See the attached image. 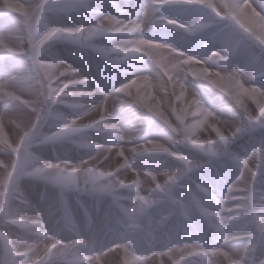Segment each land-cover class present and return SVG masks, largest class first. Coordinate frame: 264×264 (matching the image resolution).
Wrapping results in <instances>:
<instances>
[{
    "label": "clouds",
    "instance_id": "9594fccd",
    "mask_svg": "<svg viewBox=\"0 0 264 264\" xmlns=\"http://www.w3.org/2000/svg\"><path fill=\"white\" fill-rule=\"evenodd\" d=\"M39 2L32 0L33 5ZM12 7H15L13 0H0V13L7 15L6 10ZM60 7L54 0L44 5L41 33L49 32V25L56 24L48 21L50 16H77L87 21L78 25L84 29L81 35L96 31L89 46L81 47L64 39L58 41H67L91 53L100 62L102 72L111 70L114 76H128V81L147 75L152 81L163 83V90H154L159 114L144 111L132 103L122 105L121 118L111 117L110 120L119 124L125 136L133 137L137 151L121 149L117 153L113 147L112 153L98 165L83 162L99 153V149L89 147L90 144H119L109 131L99 128L78 131L70 127L60 133L62 121L55 115L42 124L37 122L23 129L11 122L0 124V264L8 240L21 247L40 243L31 227L17 226L10 221L19 218L21 224L27 225L28 218L35 215L47 221L46 217L53 210L58 225L55 231L62 240L87 242L75 244L68 253L69 257H75L76 264H98L92 258L98 252L104 254L103 264H135L129 257L141 249L147 250L173 234L185 236L191 232L195 235L196 229L207 227L209 220L215 222V217L203 216L200 208H221L226 188L218 183V175L231 171V178H234L240 170L232 161V155H247L246 150H254L256 142H264V119L253 123L246 111L255 113L257 101L264 107V44L257 43L253 37L254 32L264 33V9L257 7L256 0H230L229 10H225L221 0H202L201 4L177 7L194 10L188 15L175 14L178 20L185 24L193 19L200 20L205 27L196 34L202 38V46L185 49L190 53L186 60L193 72L176 74L175 83L170 85L172 78L147 52L124 57L119 51H111L106 57L96 51L97 48L112 49L129 39L117 30L119 24H101V20L116 16L121 23L130 22L139 18L136 12L132 14L115 0H82L78 7L66 12L60 11ZM168 10L162 9L157 15L167 16ZM19 23V33L11 43L27 49L30 41L22 22ZM158 26L165 29V33H156L157 26L149 25L136 38L142 40L145 48L171 52L169 60H181L174 50L182 48L183 37L192 35L167 24ZM167 32H180L182 36L172 38ZM55 36L62 34L57 32ZM36 42L31 41L32 44ZM221 54L226 59L221 58ZM196 56L201 59L197 60ZM249 58H255L257 63L251 64ZM51 59L62 58L51 56ZM134 61L147 62L151 65L150 71H135ZM76 68L88 78L90 87L103 89L96 78ZM224 73L229 76L225 77ZM146 88L144 85L141 90ZM20 91L30 95L24 85L20 86ZM189 97L192 103L185 109L184 103ZM196 108L200 111H195ZM53 111L61 117L70 119L72 116V110L66 105L56 106ZM181 113H184L183 121L179 119ZM11 115L28 119L37 113L21 107ZM205 116L206 121L201 123ZM92 133L104 137L105 142H99ZM197 138L202 143L195 142ZM63 146L82 152L83 156L77 161L65 156L57 158L80 167L48 163L51 159L43 155L44 151L50 148L55 153ZM125 160L127 164L123 163ZM105 165L108 171H102ZM120 165L123 166L111 171ZM138 180L145 185L139 191ZM25 183L32 185L31 194L24 190ZM202 187L215 194L216 202L202 191ZM145 200L151 204L145 206ZM234 203L247 204L243 218L226 220L223 225L225 235L243 231L248 236L247 239H232L229 245L234 255L239 253L236 264H264V226L258 224L259 218H264V163L252 177L251 203ZM137 207L143 211L135 212ZM108 233L114 234L111 242L102 250L97 249V240ZM52 251L54 261L42 259L40 264H65L57 259L64 249L57 247ZM26 259L20 257L19 264H25Z\"/></svg>",
    "mask_w": 264,
    "mask_h": 264
},
{
    "label": "snow or ice",
    "instance_id": "6c2138e0",
    "mask_svg": "<svg viewBox=\"0 0 264 264\" xmlns=\"http://www.w3.org/2000/svg\"><path fill=\"white\" fill-rule=\"evenodd\" d=\"M58 3L60 11H69L78 7L82 0H54ZM225 10H229L230 0H221ZM15 7L8 8L7 15L10 19L0 17V26L5 29L9 25H14L10 31L0 34V57H9L11 59L10 66L0 67V124L14 123L17 126H33L37 122L44 123L45 120L55 115L61 120L59 132L63 133L68 128H74L78 131H86L90 128H99L109 131L113 140H118L119 144L103 145L90 144L89 147L99 149V153L92 160L84 161L87 165H98L106 157H108L116 148L117 153L121 149H127L129 152L137 151L136 146L132 143L133 137L125 136L120 130L117 122L111 121L113 108L116 104L125 105L132 103L140 109L158 113V100L154 102L155 89L163 90V83L154 82L147 75L139 76L135 81L125 80L119 84H115L110 90L105 91L99 86L90 87L89 80L82 75L73 64L66 60H52L48 55V48L51 43L57 42L59 39L70 40L81 47L89 46L96 36V31H89L86 35H81L84 29L78 24H52L49 25L50 31L41 33V20L45 11L44 5L48 0H40L39 4L33 5L32 0H13ZM202 0H142V3L136 9L139 17L130 22L119 21L116 16L108 17L107 20H101V24L117 23L118 31L124 32L129 39L115 45L112 49L105 50L97 48L96 51L100 55L108 56L111 51H119L124 57L130 54L147 52L148 55L160 65L161 69L167 73L169 84L175 83V76L180 72L192 73L193 69L188 66L186 57L190 54L183 48H176L174 51L181 56V60H169L171 52H161L156 48H145L142 40L136 37L143 34L145 29L151 25L156 27L161 24L173 26L181 31H186L189 35L195 36L203 30L205 25L200 21L193 19L185 24L178 20L175 15L160 16L157 15L162 9L177 8L183 5L201 4ZM257 7L264 9V0H256ZM23 24L24 32L30 41L27 49L22 45L14 46L11 41L14 36L19 33L20 23ZM60 32L61 37H56L55 33ZM253 37L257 43L264 44V33L254 32ZM36 40L35 44L31 41ZM42 41V43L40 42ZM163 44L165 41H159ZM230 43V41H229ZM171 48V45H169ZM44 57H47L45 59ZM197 60L201 57L196 56ZM221 58L226 59L221 54ZM228 77V73H224ZM24 85L30 90V95H24L20 91V86ZM147 85L145 90H141ZM243 90V89H242ZM184 93L181 92V98ZM72 97L69 101L67 98ZM95 99V102H93ZM239 99V97H237ZM192 103L191 97L184 103V108ZM59 105H66L72 110L71 118L61 117L58 113H54V108ZM257 108L255 113L247 110L248 118L253 123H258L264 119V107H261L259 101L254 105ZM25 108L30 112L37 113V116L24 119L18 115H11L18 108ZM195 111H200L196 108ZM179 119L183 121L184 113H181ZM207 117L205 116V122ZM19 139V138H18ZM197 143H202L197 138ZM247 155L233 154L231 159L239 167V173L234 178L231 171H226L223 175H218L217 181L224 185L226 192L223 196V203L219 210L200 208L203 216H213L216 221L209 220L207 227L196 229L195 235L188 232L185 236L173 234L159 240L155 245H150L149 249L141 251L129 259L135 261V264H188L189 260H197L199 264H236L239 253L235 255L230 251L229 245L232 239H247L248 236L243 231H234L229 235H225L223 225L226 220H234L243 218L244 212L247 210V204L234 203L246 201L251 203V183L252 177L258 174L260 165L264 163V142H256L254 150H246ZM127 155V152L125 153ZM115 159V157L113 158ZM59 167H80L78 164H72L69 160L48 161ZM127 164V160L123 162ZM112 168L115 172L119 167ZM102 171H108L105 165ZM147 171V170H146ZM168 175V173H165ZM231 178V179H230ZM7 182V178H6ZM142 181L137 182V190L143 187ZM202 191L213 201L216 202V196L207 187H202ZM151 201L145 200L144 205L148 206ZM135 212H142L143 208L137 207ZM17 226L31 227L36 233L39 244H26L21 247L19 243L8 240L5 245V252L2 257V264H19L20 257H27L25 264H40L42 259L48 262L54 261L53 248H62L64 253L57 258L65 261V264H76L75 257H69L68 253L75 244L87 243L82 241L67 242L60 238L55 229L48 225L42 216L35 215L28 218L27 225L16 221ZM258 224L264 226V218H259ZM221 239L223 243H221ZM114 247V245H113ZM103 253H96L94 260L98 264H103Z\"/></svg>",
    "mask_w": 264,
    "mask_h": 264
},
{
    "label": "rangeland",
    "instance_id": "374dc122",
    "mask_svg": "<svg viewBox=\"0 0 264 264\" xmlns=\"http://www.w3.org/2000/svg\"><path fill=\"white\" fill-rule=\"evenodd\" d=\"M19 2H23V0H19ZM115 2L121 7H126L127 10L132 14H135L137 7L139 6L140 3H142V0H115ZM109 10L115 11V9H109ZM193 11L194 10L192 9L182 10L178 8H172L169 9L166 12V14L175 15L177 13H182L184 15H188V14H192ZM0 17H3L4 19H10L8 15L3 13H0ZM48 21L50 23H62V24H78L81 22H87L77 16H72V17L50 16L48 18ZM13 26L14 25H9L7 29H5L3 26H0V34H4L6 31H10ZM154 32L165 33V29L157 26L154 29ZM166 34L172 38H177L182 36V33L180 32H167ZM181 43H182V48L184 50L185 49L193 50L202 46V38L196 35L191 37H183ZM47 52L48 55L59 56L60 58L73 64L74 67H78L81 70V72L90 75L93 78H96L98 83L105 91L110 90L115 84H119L129 78L128 76H120L119 74H115L114 76L111 70L102 72L101 64L95 56H93L91 53L87 52L86 50H81L76 48L67 41H57L53 43L48 48ZM249 62L253 65L257 63L255 58H249ZM134 63L136 64L135 71L137 72H149L151 69V65L145 61H134ZM10 64H11V59L9 57H0V67L10 66ZM93 102H95V99H93ZM122 114H123V106L120 104H116L113 108L112 118L118 120L121 118ZM92 135L96 136V139L99 142H105L104 137L99 136L95 133H92ZM43 155L51 160H55L59 156H65L66 158L72 161H77L82 158L83 153L70 149L68 148V146H63V147H58L55 153H53V151L50 148L46 149ZM232 171L235 172L236 169H233ZM24 190L29 194H31L32 185L30 183H25ZM32 199L33 201H35V196H33ZM46 219L48 221V225L50 228L55 229L56 227H58V225L56 224V215L54 210L51 212V214H49L46 217ZM113 235H114L113 233H108L107 235H103L101 239H98L96 242L97 249L102 250L104 247L108 246V244L111 242V238ZM188 264H198V261L189 260Z\"/></svg>",
    "mask_w": 264,
    "mask_h": 264
}]
</instances>
